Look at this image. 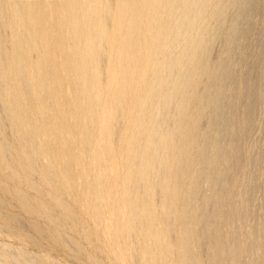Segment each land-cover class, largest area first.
Listing matches in <instances>:
<instances>
[{
	"label": "bare ground",
	"instance_id": "6f19581e",
	"mask_svg": "<svg viewBox=\"0 0 264 264\" xmlns=\"http://www.w3.org/2000/svg\"><path fill=\"white\" fill-rule=\"evenodd\" d=\"M259 2L0 0V230L40 245L12 205L91 264L71 231L90 245L105 233L130 264H168L174 249L177 264H264V143H249L264 93Z\"/></svg>",
	"mask_w": 264,
	"mask_h": 264
},
{
	"label": "rangeland",
	"instance_id": "374dc122",
	"mask_svg": "<svg viewBox=\"0 0 264 264\" xmlns=\"http://www.w3.org/2000/svg\"><path fill=\"white\" fill-rule=\"evenodd\" d=\"M260 2H259V10H263V6H264V0H259ZM263 1V2H262ZM261 4V5H260ZM261 8V9H260ZM261 10V11H262ZM258 16H257V15ZM256 14H254L253 16H251V18H252V20L251 21H253L254 22V24H255V30L256 31H259L260 30V33H262L259 37H257V38H255V44L257 45V53H254V55H256L257 56V60L259 61V65H254L255 67H254V73H257L258 72V69H260V65H261V59H263L264 58V20L262 21V19H261V16H260V12H258V13H256ZM250 18V19H251ZM260 21V23H258ZM262 24V25H261ZM259 26H261V27H259ZM254 35V34H253ZM252 36V35H251ZM250 36V37H251ZM249 38V37H248ZM221 42L219 41V42H217L215 45H214V57H213V61L212 62H214L215 60H216V57H218V53H219V49H221V44H220ZM246 43H247V39H246V41H245V44H244V47L246 46ZM217 50V51H216ZM242 50V49H241ZM253 58V60H255V57H252ZM257 66V67H256ZM252 83H255L256 82V80H252L251 81ZM263 90L261 89L260 90V97H261V101L260 102H258L259 104H258V106H257V112H256V117L254 118V120H253V122H255V124H254V128L251 130V132H250V138H249V143L250 144H254V143H264V132H263V130H262V128L260 127V122H262V117H263V113H262V111H263V109H264V98H263V96H264V93L262 92ZM241 93H237V95L238 96H240L241 97V95H240ZM259 101V100H258ZM261 106V107H260ZM263 107V108H262ZM262 109V110H261ZM260 111V112H259ZM260 128H261V130H260ZM253 131V132H252ZM257 131V132H256ZM262 136V137H261ZM256 137H257V139H256ZM260 137V138H259ZM252 138V139H251ZM254 140H256V142L254 141ZM248 149H250L249 147H247L246 146V149H245V151L248 153ZM249 158V156H248V154H246V155H244L243 157H242V159H244L243 160V162H242V164H243V166L244 165H246L247 166V163H248V159ZM114 164H116V166L114 165ZM114 164H111L110 165V168L112 169H114L115 170V167L117 168L116 170H119V169H121V168H119V167H121L120 165H119V163H114ZM261 178V180H262V178L263 177H260ZM122 178H120V181H122L121 180ZM232 181H231V183H230V185H234L235 184V182L238 180V178L237 177H232V179H231ZM28 194L30 195V197H35V194H34V192H33V190H31V189H29L28 190ZM228 199V202H229V200H230V198L228 197L227 198ZM231 201V200H230ZM72 207H73V209H74V211L76 212V214H77V216H78V218L80 219V221L82 220L83 222L82 223H87V224H85L87 227H88V229L89 230H94L93 229V225L95 226V223H92V219H91V217H92V215H91V212H89L90 210L88 209L87 210V213H86V209H84L83 207L82 208H80L81 210H78L79 209V207H75L74 205H72ZM11 208V209H10ZM16 208V209H15ZM78 208V209H77ZM9 211H11L13 214H16V215H18V216H20V217H23V218H26V220L28 219V220H30V221H28L29 223L28 224H26V225H24V226H19L18 228L20 229L21 228V230L23 231V232H25V233H27V234H29V235H31V236H35V237H37V239H38V241H39V243H40V245H32V244H30V243H27V242H19L18 240H16L15 238H13V237H10V235L7 233V232H2L1 230H0V251H1V246H8V247H10L12 250H15V251H18L19 249L20 250H22V251H24V252H26V253H28V254H30V255H32V256H34V257H38V256H43V257H45L46 259H48V260H50V261H54L55 263H57V264H91L87 259H85V258H79V259H75L74 257H72V256H69V255H67V254H64L61 250H59V248L56 246V245H51V243H49L50 241L48 240V238L47 239H45V238H43V237H41L40 235L38 236V234L35 232V230L33 229V225L32 224H34V223H32V222H34L33 220H35L34 219V216H32V215H26V214H24V213H22V211L21 210H18V208L16 207V206H12V205H10L8 208H7ZM77 210V211H76ZM84 211V214L83 213H80V212H83ZM82 215V216H81ZM91 215V216H90ZM107 217V218H106ZM105 220H106V222H105ZM102 221V222H101ZM100 222L102 223L101 224V228L103 229V228H106L110 223H111V219L109 218V216H108V214H106L104 217H103V219L101 220ZM108 222H110L109 224H108ZM38 224L47 232L48 230H47V228H49L48 227V225H47V223H45V222H41V221H39L38 222ZM30 225H32V226H30ZM98 225H100V223L98 224ZM228 226V227H227ZM226 227L227 228H225L226 230V234H230L231 233V224L229 223L228 225H227ZM17 227V226H16ZM28 227V228H27ZM46 227V228H45ZM11 229H15V226H11L10 227ZM28 229V230H27ZM31 230V231H30ZM233 230V229H232ZM75 231H71V233H73L76 237H77V239L80 241V243H81V245H82V247L88 252V253H90V255H92L94 258H95V260L97 261V263L98 264H126V263H128V264H130V262H129V258H130V256L128 255V253L126 254V252L124 253V252H122V254H123V257H120V255H118L119 253H112V255L113 256H110V254L111 253H108L109 252V250L112 248V249H114L115 247H112V245L111 244H109V240H107V239H109L108 237V235L106 236V234L105 233H103L102 235H101V237H102V240H103V244L102 243H100L99 245H97L96 244V242H95V244H93V245H90V244H88V242L86 243V241H84L83 239V237H82V235L80 234L79 235V233H74ZM47 234V233H46ZM37 235V236H36ZM104 235V236H103ZM105 237V238H104ZM106 239V240H105ZM106 242H108V246H110V249H108V246H107V244H106ZM50 244V245H49ZM42 245V246H41ZM49 245V246H48ZM24 248V249H23ZM106 248V249H105ZM105 250H108L107 252L105 251ZM116 251V250H115ZM121 253V252H120ZM109 254V255H108ZM172 254V255H171ZM0 255H1V253H0ZM119 257H118V256ZM115 256H117L116 258H115ZM127 256H129V258H127ZM169 256H170V258L168 257V264H177V260H176V258H177V253H176V250L174 249V250H172V252H170V254H169ZM203 256H204V258L201 256V258L199 259V263H202V264H207L205 261H206V255L205 254H203ZM114 257V258H113ZM124 259V261L125 262H123V259ZM119 259V260H118ZM122 262H121V261ZM170 260H171V262H170ZM170 262V263H169Z\"/></svg>",
	"mask_w": 264,
	"mask_h": 264
}]
</instances>
